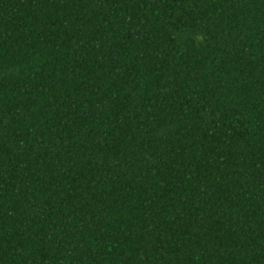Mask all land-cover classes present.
Returning <instances> with one entry per match:
<instances>
[{"label": "trees", "instance_id": "1", "mask_svg": "<svg viewBox=\"0 0 264 264\" xmlns=\"http://www.w3.org/2000/svg\"><path fill=\"white\" fill-rule=\"evenodd\" d=\"M0 264H264V0H0Z\"/></svg>", "mask_w": 264, "mask_h": 264}]
</instances>
